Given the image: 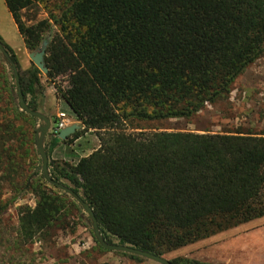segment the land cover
I'll return each instance as SVG.
<instances>
[{"label":"trees","instance_id":"1","mask_svg":"<svg viewBox=\"0 0 264 264\" xmlns=\"http://www.w3.org/2000/svg\"><path fill=\"white\" fill-rule=\"evenodd\" d=\"M5 1L29 53L49 44L46 78L84 127L67 144L89 131L99 139L91 156L49 167L52 181L69 183L93 209L105 243L165 257L264 218V134L154 132L139 125L190 120L227 101L264 57V0H64L32 27L21 16L32 0ZM0 44L6 52L0 61L14 82L16 66L24 98L38 112L42 73L34 65L23 71L1 35ZM3 88L0 226L23 196L34 195L35 208H18L10 234L25 248L62 223L68 195L36 166L37 119L22 112L8 78ZM51 135L54 146L58 136Z\"/></svg>","mask_w":264,"mask_h":264},{"label":"rangeland","instance_id":"2","mask_svg":"<svg viewBox=\"0 0 264 264\" xmlns=\"http://www.w3.org/2000/svg\"><path fill=\"white\" fill-rule=\"evenodd\" d=\"M63 2L64 0H32L31 7L21 14L23 22L26 26L32 27L49 20V12ZM3 16V13L0 12V25H3ZM13 36L14 38L9 39L15 45L17 37L15 38V34ZM30 54L28 52L18 56L23 71L30 70L34 65L30 60ZM41 77L45 94L51 92L52 89L56 92L55 84L49 82L44 74ZM6 78L10 80L14 95L17 98V90L10 69L0 61V97L3 95L6 97L3 88ZM64 82V79H58L57 84L65 87ZM46 106L48 114H51L55 109L54 103L50 99ZM44 109L45 106L42 104L39 112L44 114ZM39 125L40 122L38 121L37 127ZM139 125L154 132H192L199 134L209 132L215 134L251 130L256 134H264V57L237 80L227 101L208 106L205 111L190 120L179 119L140 123ZM48 137L45 143L46 151H48L49 145ZM34 159L36 166L41 169L42 161L38 151L34 154ZM8 197L5 196L4 200H8ZM65 199L68 207L62 215V223L42 235L35 243L22 248V244L15 239V236L10 235L18 226V208L21 206L31 207L36 203L34 195L23 196L2 219L0 226V264H138L117 253L101 251L95 242L89 216L72 197L68 195ZM247 230L239 229L221 234L168 254L164 258L168 261L184 259L203 264H227L229 262V258L227 259L229 250L231 249L230 251L233 252L236 247L238 250L241 249L240 240L248 233ZM114 243L119 244L117 241ZM251 251V253L249 251L247 258L249 260L256 259L253 253L255 250ZM232 259L234 258L232 257ZM142 264L157 263L147 261Z\"/></svg>","mask_w":264,"mask_h":264},{"label":"crops","instance_id":"3","mask_svg":"<svg viewBox=\"0 0 264 264\" xmlns=\"http://www.w3.org/2000/svg\"><path fill=\"white\" fill-rule=\"evenodd\" d=\"M0 12L3 13V25H0V35L2 38L6 41V43L14 49V51L17 53V56L20 54L25 55L28 53L24 40L21 37L18 27L10 14L5 0H0ZM9 30V31H8ZM13 34H15L16 38V44L14 45L9 38H14ZM44 85V83H42ZM49 99L53 101L55 109L52 111L51 114L47 113V101L49 102ZM44 101V103H43ZM45 106V113L44 115L51 120V122L55 121V118L58 117L60 113L67 114L69 122L68 127L72 125H78L81 127V131L84 130V127L75 120V118L72 116L69 107L65 102L60 100L59 97L56 96V92L54 89L51 90V92H48L44 95V97L40 100V106ZM58 122L54 124L51 133L48 137L47 142H49L48 150H51L52 148V155L50 157V162H55L57 164H64L68 163L70 165L76 164L79 159L87 158L91 156L94 152H96L100 148V142L99 139L94 131H89L85 133L80 139L74 141L71 144H67L66 141H61L59 138H57L56 145L51 146V143L54 139L52 137V132L55 128H57ZM72 139V137H71ZM50 164V163H49ZM52 170V168H50ZM64 184L69 185V183L64 182ZM36 203L34 206H31L32 208H35ZM251 227V228H249ZM241 229H248V233L244 235L241 238V249H236L232 252L229 250V255L227 259L229 262L227 264H264V218L258 221H255L253 223L241 226L239 228H236L232 231H237ZM230 232V231H229ZM228 233V232H227ZM225 234V233H224ZM228 248V246H226ZM251 250H255L254 256L256 259H248L247 255ZM232 257L234 259H232ZM240 257V259H238Z\"/></svg>","mask_w":264,"mask_h":264},{"label":"water","instance_id":"4","mask_svg":"<svg viewBox=\"0 0 264 264\" xmlns=\"http://www.w3.org/2000/svg\"><path fill=\"white\" fill-rule=\"evenodd\" d=\"M48 42H44L42 47L35 53L30 54V60L34 64V66L45 76L48 75L49 70L46 68L45 65V57L47 53L48 48ZM0 52L3 55V58L6 59V52L3 48V46L0 44ZM13 71L15 74V86L17 90V100L18 104L21 107L22 112L27 113L28 115L34 117L40 122V125L37 127L36 130V139H37V151L40 154L41 161H42V175L45 176L47 182H49L53 187L60 189L61 191L65 192L67 195L72 197L81 207L83 208L84 212L89 216V219L91 221L93 233L95 236V239L102 244L103 248L112 253H122V254H130L134 256H138L141 258L146 259L147 261L155 262L157 264H172L170 261L166 260L164 257L156 256L154 254H150L147 252H143L141 250H138L136 248L130 247V246H124L121 244L113 243V244H107L103 241L102 236L100 235V231L98 228V223L94 214L93 209L84 202L80 197L75 195L70 189H68L64 184H59L51 179L50 174V158L45 148L46 138L50 135L51 130L56 124V121L51 122L49 118H47L44 114L38 112H34L30 109L29 105L27 104L24 94L22 91L20 78L18 75V70L16 69V66L13 65ZM81 127L78 125H72L70 127H67L66 129L62 130L58 138L61 141H67L71 137H73L76 132L80 131Z\"/></svg>","mask_w":264,"mask_h":264},{"label":"built area","instance_id":"5","mask_svg":"<svg viewBox=\"0 0 264 264\" xmlns=\"http://www.w3.org/2000/svg\"><path fill=\"white\" fill-rule=\"evenodd\" d=\"M58 120H59L58 126H57V128H55V129L53 130V133H54L56 136H58L59 133H60L62 130L66 129V128L68 127V122H69V119H68L67 114H64V113H60V114L58 115Z\"/></svg>","mask_w":264,"mask_h":264}]
</instances>
